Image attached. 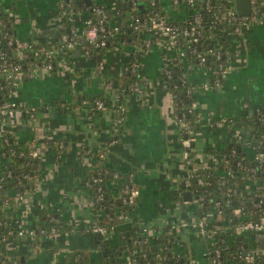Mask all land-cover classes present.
Listing matches in <instances>:
<instances>
[{"label": "crops", "instance_id": "0c3cea01", "mask_svg": "<svg viewBox=\"0 0 264 264\" xmlns=\"http://www.w3.org/2000/svg\"><path fill=\"white\" fill-rule=\"evenodd\" d=\"M1 1L19 37L36 42L62 40L60 0ZM103 1L108 5L114 2ZM165 3L177 19L189 14L187 8ZM78 23L84 26L82 18ZM139 41L146 83L141 94L126 98L127 113L121 127L110 111L92 113L86 100L108 90L107 79L123 74L132 46L110 50L98 60L78 49H60L54 70L40 67L21 73L20 86L11 97L31 110L16 109L0 119V142L2 134H10L25 148L38 150L40 172L22 200L6 204L0 196V214L18 231L13 237L0 235V254L14 264H62L80 251L92 262L100 260L104 248L89 231L96 216L94 197L84 184L87 173L100 164L122 174L134 171L140 188L133 217L123 212L119 202L112 203L110 208L123 216V221L108 237L110 246L121 242L131 220L146 228L152 242H158L165 226L170 225L175 248L188 253L195 264H208L206 241L194 228L175 224L180 218L196 217L194 203L184 192L190 191L187 177L192 169L218 164L220 157L208 152L209 148L237 141L253 153L233 120L264 107V0L259 20L245 26L234 39L228 70L217 86L202 87L209 74L198 67L187 68L189 78L200 84L198 110L202 115L189 164L183 158L182 119L176 113L174 92L162 77L168 60L162 37L143 30ZM60 140L66 144L61 156ZM108 187L114 195L118 183L112 180ZM42 212L59 213L69 227L32 242L29 232Z\"/></svg>", "mask_w": 264, "mask_h": 264}, {"label": "trees", "instance_id": "16d2710c", "mask_svg": "<svg viewBox=\"0 0 264 264\" xmlns=\"http://www.w3.org/2000/svg\"><path fill=\"white\" fill-rule=\"evenodd\" d=\"M73 10H68L62 16V22L66 25L67 32L71 27H74L75 11H85L94 17V11L91 6L85 5V0H70ZM93 5H96L93 2ZM149 9L162 10L168 15L171 22L179 23L185 26L194 18L196 12L203 15L202 32L198 36V40L194 41L192 35H181L178 43L175 45L176 58L167 67L171 70V76H167L162 70V77L173 89L176 95V107L178 114H181L191 105L194 100L198 99L200 84L197 80L189 78L186 71L189 67H198L204 69L209 76L205 81L214 83V79L220 76L221 81L224 77V72L220 68V64H226L231 54L232 35L239 19L234 18L231 13L235 10L234 0H196L194 4H180L189 9V14L183 19L175 18L170 11L167 10L165 1L150 0L148 3ZM130 4L129 2H117L115 10L122 16L119 30L109 36L107 44L100 48H93L88 41L81 40L80 50L91 47L94 58L101 59L104 55L123 43L131 44L138 39V28H135V23L130 22ZM258 12L263 11L261 0L257 2ZM110 15H113V9L106 7ZM144 18L147 12L136 10ZM0 19L6 21L7 26L0 29V45L1 49L6 48V40L10 35H17V30L12 22L8 19L4 8H0ZM8 32V34L5 33ZM216 41L219 44H216ZM45 46L48 48H56L59 46L57 42H40L34 48ZM196 48L197 52L193 53L192 49ZM184 50L185 54L181 55L180 50ZM221 51L222 55L217 58V52ZM8 52V51H7ZM28 55L22 60L13 48L6 54V57L14 62L22 60L23 70H29L34 63H44L43 60H52L47 56L46 52L35 54L34 50L28 49ZM199 53L206 56L203 63L200 62ZM135 61H140L134 55L130 56L125 64L123 74L119 78H113V84L105 92L96 94L87 99L92 113L101 114L105 111H114L125 103L126 98L132 94L135 82L145 85L146 78L143 71L144 66L140 62L136 71L131 70V65ZM1 66V63H0ZM55 66V65H54ZM188 68V69H187ZM11 89L9 83L0 77V102L9 98ZM101 99L106 105V109H98L95 104V99ZM199 110L188 113L185 120L198 131L201 127L199 120ZM234 123L243 132V137H246L253 147V153L248 152L243 144L237 141L230 142L223 146H213L208 149V152L220 157L221 162L216 166L199 168L197 175L208 180L209 183L201 186L197 182V178H193L189 189H195L197 197L203 194V200L197 202L194 206L196 215L209 216L212 222L220 224H237L243 219L260 220L264 218V188L258 186L264 184V160L257 159L258 152H264V107L259 108L256 112L239 117L233 120ZM119 125V127H121ZM23 144L17 142L10 134H6L0 142V164L4 165V171L0 172V196L7 199L10 203L13 201V194L16 192L28 191L36 182L35 176L40 172L39 158H33L28 150L24 149ZM66 149V144L62 150ZM23 150L25 153H22ZM62 151V152H63ZM255 167L256 171H251ZM106 168L109 171H106ZM116 169H111L104 164H100L92 172H88L84 184L91 189L94 197L93 207L99 217L103 221L110 220L112 223L118 224L122 222L123 216L115 213L110 207L112 203L119 202L125 214L133 217L136 205H130L123 202L118 195H113L108 187L110 181L114 179L113 172ZM228 170V172H227ZM227 172V173H226ZM121 173V172H120ZM126 173H121V177L117 179L119 183L128 181ZM103 192V200L97 201L98 194ZM260 193V195H258ZM115 196V197H114ZM114 199V200H113ZM219 201V204L217 202ZM113 217V219H112ZM0 218H5L0 214ZM58 219V220H55ZM55 226L59 231H63L69 227L59 213H44L40 215V220L35 225V230L39 232L41 228H45L49 232L50 227ZM126 231L122 233L121 242L116 246H110L108 240L99 235H94L98 239V244L103 246L107 251L106 255L100 253V260L92 262L90 256L85 252L80 251L71 254L65 259L62 264H195L188 253H184L178 248H175V233L170 230V225H166L164 232L158 242H152L146 236L142 228L129 224L125 227ZM264 232L250 231L242 234H235L232 231L219 230L214 235L216 246L222 249L221 264H249L244 252L249 253L252 248L260 251L253 257V264H264V248H262V239ZM5 257V256H3ZM7 258V257H5ZM9 264H14L13 261L7 258ZM1 264V263H0Z\"/></svg>", "mask_w": 264, "mask_h": 264}, {"label": "built area", "instance_id": "2783aa9c", "mask_svg": "<svg viewBox=\"0 0 264 264\" xmlns=\"http://www.w3.org/2000/svg\"><path fill=\"white\" fill-rule=\"evenodd\" d=\"M118 1L119 2L124 1L127 3L129 2L131 6L130 11H129L130 12L129 13L130 22L135 23V28L139 29L138 31L139 35H138V39L135 42L131 44H126L125 40H123L122 44L117 45L113 49L121 48L122 46H126V45H130L132 46V51L129 53L128 58L134 55L136 58L140 59L139 51L141 50V48H143V46L142 44H140L141 42L139 41V38H140L142 31L149 30L150 32H154L158 36L162 37L161 44L163 45V48L165 49V52L167 54L168 60L166 64L163 65L162 70L165 71L168 77L171 76V70L167 67V65L171 64L173 60L176 58L175 45L178 43L179 38L182 34L189 35V36L192 35L194 41L198 40V36L202 32V22H203L202 13L196 12L194 14V18L190 21V23H188L185 26H181L179 23L171 22L168 19V15L162 10L149 9L148 3L150 0H114V2L110 5H108L103 0H92L91 4H87L85 2V5L91 6V9L94 11L93 12L94 17L90 16V14L85 11H79V12L75 11V14H76L74 18L75 25L74 27H71L69 29V32H67L66 25H64L62 22L63 27H64V35H63L62 40L57 41V43H59V46L56 48L47 49L45 46H39L35 49L34 47L40 42L26 40V39L19 37L18 35L16 36L10 35L7 38L6 48L1 49V45H0V63H1L0 77H2L4 80H6L9 83V87L11 89V95L20 86L21 73L26 71V70H23L22 60L28 55L26 53L28 49L34 50L35 54H39L40 52H46L49 58L55 59V61L43 60L44 63L36 62L30 67L31 70H33L34 68L43 67L46 70L52 71L56 67V54L58 53L60 49H65L70 52H74L75 50L78 49L79 51H82L83 54L86 56H93L94 53L91 50L92 49L91 47L83 48L82 50H80V47L82 44L81 40L88 41L90 46H92L93 48H100V47L105 46L107 44V41L109 40V36L113 35L115 32L119 30L120 22H122V16L117 12V10H115V7ZM142 1H145L147 3L144 7L145 9H141L140 7V3ZM163 1H167V3L169 4V7H174L176 9H179V5L181 3L190 5L196 2V0H163ZM93 2H95L96 5H93ZM257 2L258 0H251L252 9H251L250 14L240 15L236 9L231 13V15L234 18H238L240 21L239 25L236 26L235 31L232 35V45L234 44V39L236 38V36L241 34L242 29L245 26L249 25L250 23L254 21H258L260 16L262 15L263 11L261 13L258 12ZM261 3L263 4V0H261ZM60 6L62 9V16L68 10H73V6L70 0H60ZM107 6L113 9V13H112L113 15L109 14L108 9L106 8ZM0 8L1 9L4 8L1 0H0ZM138 9L142 10L143 12L148 11L147 16L144 18H141L140 14L136 12V10ZM79 18H82L83 20L84 26L82 27H80L78 23ZM6 26H7L6 21L0 19V29L5 28ZM5 33L8 34L7 31H5ZM216 44H219V42L216 41ZM10 48H13L15 52L20 56V58L22 59L20 62L11 61L6 57V54L10 52ZM192 52L196 53L197 52L196 48H193ZM230 52L232 53V50ZM180 53L181 55L185 54L183 49L180 50ZM221 55H222V52L218 51L217 58H220ZM199 57H200L199 63H203L206 60V56L202 53H199ZM229 59H230V56L228 60ZM140 62H141V59L140 61H135L131 65V70L136 71ZM228 67H229L228 61L226 64H223V63L220 64V68L222 69V72H224V74H226ZM113 81H114L113 78L107 79V82H106L107 89L111 87V85L113 84ZM220 82H221V78L220 76H217L214 79V83H211L209 81H204L202 84L203 85L202 87L209 88V87L217 86ZM143 89H144V85H141L139 82H135L132 93L141 94L143 92ZM11 95L9 98L0 102V119L3 118L5 114H13L16 109L26 108V110H29V111L31 110V108L28 109V107L25 104L11 97ZM174 96H175V102H176V95L174 94ZM94 104L98 109H106V105L104 101L101 99L96 98L94 100ZM34 108L35 107H33L32 109ZM195 110H198V99L194 100L191 103V105L187 108V110H185L181 114H178V112H176L179 118L182 119V124H181L182 129L181 130L183 132V137L181 140V145H182V150H183V158L187 164L191 163L192 158H193L192 142L196 140L197 131H195L194 128L191 127L190 124L185 120V116L186 114L194 112ZM126 113H127L126 103H124L123 105H119V107L114 111V113H112V120L117 125L123 124ZM199 116H200L199 120H201L202 115L200 112H199ZM5 135L6 134H2V139ZM58 147H59L58 155L61 156L62 151H63L62 148L64 147L63 140L59 141ZM24 149L25 150L27 149L29 154L33 158L39 157V152L35 148H24ZM22 153H25V151L23 150ZM212 155H215V154H212ZM215 156L218 159V156L217 155ZM256 157L258 160L263 161L264 152H258L256 154ZM220 162L221 160H218V163ZM216 165H213V166H216ZM206 167H210V166L207 165L201 168H206ZM197 170L198 169H192V171L188 174L187 181L189 184L187 183V187L191 186L192 180L195 177L197 178L198 184L201 186L205 185L206 183L207 184L209 183L208 180H205V178H202L197 175ZM256 170L257 169L255 167L251 168V171H256ZM3 171H4V165L0 164V172L2 173ZM106 171H109V169L106 168ZM38 175L35 176V178H37ZM113 177H114L113 181L118 183L117 192H116L118 197L122 198L123 202H125L126 204L136 205L138 197L140 195V188L136 180L135 172L134 171L128 172L126 175V178L128 179V181L124 183H119L117 181V179L121 177V173L119 170H115L113 172ZM258 188H264V184L258 186ZM26 192L27 191L14 193L13 199L17 202L22 200ZM190 192L192 194V197L190 200L191 202L194 203V206L197 204V202H199L200 200H203L204 198L203 194L199 195L198 197L197 195L194 194L196 192L195 189L194 190L190 189ZM258 195H260V193ZM103 198H104L103 192H101L100 194H98L96 200L101 201L103 200ZM4 202L6 204L10 203L7 199H4ZM217 204H219V201L217 202ZM92 206H93V202H92ZM95 215L96 216L94 218L93 224L89 227L90 233L95 236L96 235L103 236L108 240V237L112 233L116 232L117 224L112 223L110 220L103 221L101 217L97 215V213ZM55 220H58V219L55 218ZM131 221H132L131 224L136 225L138 228H142L145 231L144 233H146L145 227H142L140 224H135L133 220ZM176 225L189 226V227L194 228L198 236L206 241L207 246H206L204 255L206 256L208 264H221L222 263V259H221L222 249L216 246V240L214 239V235L217 233V231L226 230V231H232L235 234H242V233H246L250 231L264 232V218L260 220H251V219L244 218L243 221L240 223H237V224L230 223V225L228 224L225 225V224H220L217 222H212V219L209 216L199 217L196 215V217L192 219L186 218V217L180 218L178 222H176L175 226ZM170 230L172 231V227H170ZM55 232H59V230L55 226H51L49 232H47L45 228H41L39 232L36 231L35 228H32L29 232V236H30L31 241L35 242L36 240L39 239L40 236L49 234V233H55ZM17 233L18 231L9 224L7 217L0 218V235L2 237L4 238L10 237V236L13 237ZM244 253L247 259L250 260L249 264H253L252 256H255L256 254L258 256L260 255V251L256 248H252V250L249 253L247 252H244ZM3 256L9 258L8 256L4 254H0V263L9 264L7 258ZM99 264H103V263H99Z\"/></svg>", "mask_w": 264, "mask_h": 264}, {"label": "water", "instance_id": "95a60500", "mask_svg": "<svg viewBox=\"0 0 264 264\" xmlns=\"http://www.w3.org/2000/svg\"><path fill=\"white\" fill-rule=\"evenodd\" d=\"M85 2L87 4H91L92 0H85ZM146 4L147 3L145 1H142L140 3L141 9H145L144 7H145ZM235 9L237 10V12L240 15L250 14L251 13V9H252L251 0H235ZM92 58H94V57H92ZM184 193H185L186 197H188L189 199L192 197V194H191L190 191H185ZM133 226L135 227L136 225H133ZM97 241H98V239H97ZM261 247L264 248V237L262 239V246ZM102 253H103V255H106L107 251L103 250Z\"/></svg>", "mask_w": 264, "mask_h": 264}]
</instances>
